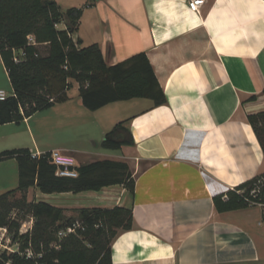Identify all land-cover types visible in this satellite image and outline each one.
Returning a JSON list of instances; mask_svg holds the SVG:
<instances>
[{"label":"crops","instance_id":"obj_1","mask_svg":"<svg viewBox=\"0 0 264 264\" xmlns=\"http://www.w3.org/2000/svg\"><path fill=\"white\" fill-rule=\"evenodd\" d=\"M53 1L62 14L78 8L72 0ZM187 2L81 0L73 43L96 44L109 66L144 53L166 103L131 99L92 112L72 81L65 102L0 125V153L59 151L77 167L126 164L133 194L120 185L77 194L27 192L67 217L83 208L131 209L132 228L111 243L112 264H264V208L219 213L213 202L264 172L247 119L264 111V0H206L200 14ZM0 75L9 80L1 57ZM118 123L133 144L104 149V136ZM17 186L16 160L0 162V195Z\"/></svg>","mask_w":264,"mask_h":264},{"label":"trees","instance_id":"obj_2","mask_svg":"<svg viewBox=\"0 0 264 264\" xmlns=\"http://www.w3.org/2000/svg\"><path fill=\"white\" fill-rule=\"evenodd\" d=\"M81 14L79 8H70L62 14L53 0H0V57L12 89V96L0 101V125L19 124L37 112L65 102L72 81L79 85L82 105L92 112L131 99H149L155 106L166 103L144 53L109 66L96 44L79 48L73 43L71 34ZM64 20L68 21L67 28L57 29ZM30 36L35 45L28 43ZM41 47H45L44 53ZM13 50L25 55L19 63L13 60ZM247 119L264 155V111L250 114ZM132 144L131 135L121 123L101 143L109 150ZM48 157L49 152L33 158L28 149L0 153V162L15 159L18 165L17 188L0 195V227L7 225L5 219L12 209L25 211L34 223L31 234L21 236V250L31 246L36 253L43 252L37 263L16 253H3L0 264H112L111 243L120 231L132 228L131 209L83 208L76 210L75 216L67 217L63 209L44 201L27 202L26 196L33 187L51 195L98 192L116 185L133 194L135 183L128 166L97 161L78 166L75 178L58 177ZM213 202L219 213L245 209L254 206L252 203H261L264 208V172L215 196ZM76 222L82 228L59 240L57 233ZM12 228L17 231L19 224L13 222ZM53 243L58 248L51 246Z\"/></svg>","mask_w":264,"mask_h":264},{"label":"built area","instance_id":"obj_3","mask_svg":"<svg viewBox=\"0 0 264 264\" xmlns=\"http://www.w3.org/2000/svg\"><path fill=\"white\" fill-rule=\"evenodd\" d=\"M205 3H206V0H188L187 6H188V9L194 14H200L201 9L205 5ZM28 43L31 45H35V42L32 36L28 38ZM24 56L25 55L22 51L13 50V60L15 63H19L20 61H22ZM9 97L11 96H7V94L3 90H0V101H4ZM41 155L42 154H39V153L32 154V157L39 158ZM48 160L50 161L51 164H53L56 167V172H55L56 176L69 177V178H75L77 176L76 162L72 157L66 156L59 151H51L49 152ZM251 194H253V192ZM252 205L263 208V205L261 203H252ZM80 228H82L81 224L76 222L75 224L66 228L65 230H60L57 234V237L59 240H61L62 238L66 237L69 234H75L76 230ZM0 232L3 233L2 237H5L7 235L6 228L0 227ZM2 237H0V255L4 253L5 251H10L11 253L20 254L17 249L10 248L8 244L3 245ZM14 246H16V244ZM53 247L58 248V245L55 244ZM23 254H24L23 256H25L26 258L33 257L31 251L29 250H26ZM41 256L42 255L39 254L38 258H41Z\"/></svg>","mask_w":264,"mask_h":264},{"label":"rangeland","instance_id":"obj_4","mask_svg":"<svg viewBox=\"0 0 264 264\" xmlns=\"http://www.w3.org/2000/svg\"><path fill=\"white\" fill-rule=\"evenodd\" d=\"M66 2L63 1V3H66ZM71 2L76 3L75 7H78L79 9L82 7V6H79L81 3V0H72ZM40 51H41V53H44L45 47H41ZM0 89L3 90L7 94V96H12L11 85H10L9 80L6 78L5 75H0ZM70 94H72V91H70ZM37 118H39V117H35V119H33V120L35 121ZM57 139L63 140V136L62 135L57 136ZM15 196L19 197V194H16ZM26 198H27V202H32L35 200L33 195H30L28 197L26 196ZM44 202H46V201H44ZM5 222H7V225L1 226V228H6L7 235L5 237H2L3 233L0 232V237H2L3 245L8 244L10 248L17 249L18 252L20 253V254H18V253L17 254L20 256H23L24 255L23 253L26 250L31 251V253L33 255L32 260L37 263L36 260L38 259L39 254L43 255V252L38 254L34 251V249L31 246H29L24 251L21 250V245L23 244V240L21 239V236H24L27 234L30 235L32 230H33L34 221H33L32 216L25 213V211H21L19 209H12L11 211L8 212L7 217L5 219ZM13 222H16L19 224V228L17 231H15L12 228ZM62 230H65V229H62ZM8 239H9V241H8ZM15 244H16V246H14ZM55 244L56 243H53L51 246H54ZM4 253H6L7 255L13 254L10 251H5Z\"/></svg>","mask_w":264,"mask_h":264}]
</instances>
